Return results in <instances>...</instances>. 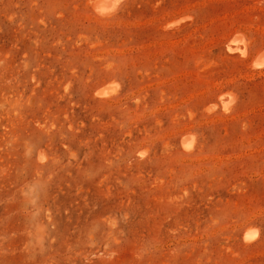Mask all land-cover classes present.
<instances>
[{
  "label": "rangeland",
  "instance_id": "rangeland-1",
  "mask_svg": "<svg viewBox=\"0 0 264 264\" xmlns=\"http://www.w3.org/2000/svg\"><path fill=\"white\" fill-rule=\"evenodd\" d=\"M93 1L0 0V264H264V0Z\"/></svg>",
  "mask_w": 264,
  "mask_h": 264
},
{
  "label": "bare ground",
  "instance_id": "bare-ground-1",
  "mask_svg": "<svg viewBox=\"0 0 264 264\" xmlns=\"http://www.w3.org/2000/svg\"><path fill=\"white\" fill-rule=\"evenodd\" d=\"M122 2H123V0H94L92 2V8H93L94 13L98 17H108L117 10V8L120 6V4ZM235 36L236 37L234 39L232 38L231 41L229 40L230 42H228V45L226 46L227 51L229 53L237 52L241 57H246L247 56V49H246V46L243 44L244 39L242 40V38H241L242 36H240V37L238 35H235ZM239 44H241V46H239ZM263 66H264V55L260 56L258 59L254 60L252 63V67L255 69H260ZM115 88H116L115 85L102 87V88L95 91V95L99 98H107L112 93H115L114 92ZM232 100L233 99L230 98L229 102L227 101V103H225L224 105L222 104L223 107L226 108L232 102ZM181 147L183 150L190 152L191 149L193 148L192 138L184 137L181 141ZM255 234H256V232H254V229H253V231L252 230H250L248 232L246 231V233L242 237L243 242L250 243L253 239L255 240V238H254Z\"/></svg>",
  "mask_w": 264,
  "mask_h": 264
}]
</instances>
